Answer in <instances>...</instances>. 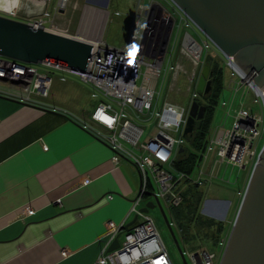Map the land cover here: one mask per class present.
I'll list each match as a JSON object with an SVG mask.
<instances>
[{
  "label": "built area",
  "instance_id": "built-area-1",
  "mask_svg": "<svg viewBox=\"0 0 264 264\" xmlns=\"http://www.w3.org/2000/svg\"><path fill=\"white\" fill-rule=\"evenodd\" d=\"M47 1L44 0L41 9L35 14H27L23 18L17 14L12 16L38 28L53 31L47 25L50 18ZM163 1L171 4L168 0ZM68 2L56 0L55 11L64 10ZM160 6L163 7L159 0L150 1L149 4L139 2L131 18L133 28L128 39L122 45L105 43L104 48L99 49L96 43L85 71L42 64L49 66L48 69L68 72L93 86L97 103L90 114V121L101 127L96 130V135L114 150V165L124 155L132 160L141 174L140 190L130 209L136 221L127 228L124 223L117 225L109 222L107 241L93 264H174L156 220L149 212L141 211L146 203H143L144 197L148 192H155L163 207L174 208L184 202V196L177 188L180 182L189 180L198 186L208 182L202 176L199 165L195 174L189 176L174 169L172 163L184 143L189 109L199 96L197 83L210 42L205 38L198 40L191 32L192 22L173 5L175 14L170 12L165 15ZM182 23L186 28L184 32L180 31ZM193 32L197 34L195 29ZM180 56L184 57L187 66L182 58L179 59ZM225 63L233 71L234 84L247 86L260 98L261 93L252 77L242 72L232 57L226 58ZM38 65L0 56V94L27 103H33L34 94L45 97L51 84L50 70H41ZM181 78L186 82L190 95L187 106L169 100L160 102L157 82L167 79V87L171 88ZM62 79L65 78L62 76ZM228 103L222 104L228 106ZM234 115L230 129L219 130L217 135L208 137L201 154L202 165L211 160L213 154L210 173L217 172V179H222V164L244 169L249 161L252 164L257 161L255 141L264 130V117L248 105L241 106ZM84 128L92 127L84 123ZM151 184L154 190L150 191L148 186L151 187ZM243 192H239L240 200ZM113 197L114 194L106 196L107 200ZM240 200L235 203V213ZM208 202L210 199H204L201 209H206ZM232 206L233 202L229 201L228 208ZM170 222L175 230L176 223ZM227 236L218 240L219 253L202 247L194 253L184 250V254L191 258L193 264H218ZM115 238L118 239V247L108 250Z\"/></svg>",
  "mask_w": 264,
  "mask_h": 264
},
{
  "label": "crops",
  "instance_id": "crops-1",
  "mask_svg": "<svg viewBox=\"0 0 264 264\" xmlns=\"http://www.w3.org/2000/svg\"><path fill=\"white\" fill-rule=\"evenodd\" d=\"M145 1L131 0L115 13L130 16V24L137 4L154 0ZM159 1L175 14L170 3ZM54 7L48 8L47 20L53 31L87 33L82 11L70 18ZM76 83L51 82L45 97L32 95L33 103L0 94V264H93L107 241L109 222L130 226L136 221L130 209L141 174L124 155L113 164L114 150L90 121L97 99L88 90L92 100H83ZM254 98V112L264 117L261 99ZM108 194L114 197L107 200ZM148 196L143 203L152 199Z\"/></svg>",
  "mask_w": 264,
  "mask_h": 264
},
{
  "label": "water",
  "instance_id": "water-1",
  "mask_svg": "<svg viewBox=\"0 0 264 264\" xmlns=\"http://www.w3.org/2000/svg\"><path fill=\"white\" fill-rule=\"evenodd\" d=\"M197 27L205 38L263 89L264 106V0H168ZM107 2V0H106ZM105 2V5H106ZM93 54V44L77 36L66 35L0 13V56L38 65L50 64L85 71ZM213 71L205 62L197 83L198 94L212 88ZM206 107L193 101L184 128L186 137ZM184 147L179 148V153ZM141 208L148 212L157 207L178 249L183 264H188L174 228L155 192ZM128 225L125 226L127 228ZM115 238L108 250L118 247ZM218 264H264V145L246 183L228 232Z\"/></svg>",
  "mask_w": 264,
  "mask_h": 264
},
{
  "label": "rangeland",
  "instance_id": "rangeland-1",
  "mask_svg": "<svg viewBox=\"0 0 264 264\" xmlns=\"http://www.w3.org/2000/svg\"><path fill=\"white\" fill-rule=\"evenodd\" d=\"M145 1V0H144ZM156 1V0H155ZM48 8L52 9L56 5V0H49L46 3H48ZM106 0H69L66 8H65V14H67L70 18H76L80 11L84 13L82 22H81V28L86 30L87 32L84 36L82 34L78 37L85 39L89 42H96L98 43V49L99 47L104 48V44H110V45H122L127 39L128 34L131 32V29L133 28V23H130V16H125V14H122L118 16L115 12L116 9H127L126 6H129L131 3V0H107L106 5L104 6ZM146 3L149 2V0L145 1ZM44 3V0H0V13H5L8 15H16L20 17H26L27 14H35L37 13L41 8L40 6ZM128 4V5H127ZM97 8V9H95ZM164 8V10H163ZM170 8V6H168ZM166 9L164 6L160 9L162 11V14L170 13V11ZM101 9V11L99 10ZM53 10V9H52ZM95 10V11H94ZM98 12V13H97ZM101 12H104L101 14ZM123 13V12H122ZM178 18V17H177ZM178 20V19H177ZM179 21V20H178ZM177 21V22H178ZM54 23H62L61 20H55ZM89 28V31H88ZM185 27L183 26V23L180 26V31L184 32ZM195 29L196 33L193 32ZM190 30V29H189ZM191 31V30H190ZM198 40H205V36L200 32V30L193 25L192 31H191ZM205 38V39H204ZM177 44V43H176ZM206 59H210L211 61L214 60L215 62H218L221 66H224V73L229 72L228 78L224 77L223 85H222V96L219 100L218 106L215 108V112H213V116L211 119V126L209 128L208 137L217 135L219 130L221 131H227L231 127V123L233 122V118L235 117V112L244 105H247V103L252 107V109H256V102L254 98L253 91L249 89L247 86L243 85L242 87H239L234 84V74L233 71L228 66L225 65V58L220 53V51L212 44L210 43V47L207 51ZM182 58V59H181ZM184 57H179V59L184 62V64L187 66V62ZM207 59V60H208ZM38 67L41 70H50V76L52 78L51 82H61L65 83L66 81H75L77 82L74 87L80 88L77 89V91H81V98L86 101H91L92 99L89 98L90 94L89 91L93 92L92 89L93 86L89 85H82L81 81H79L78 77L71 75L68 72H63L61 70H55V69H48L49 66H45L42 64H39ZM52 69V70H51ZM228 70V71H227ZM62 76L66 79L64 81L62 79ZM61 78L63 81H60ZM233 79V80H232ZM68 84V83H66ZM61 88L62 85H61ZM86 90V91H83ZM156 90L159 91V101L163 100H169L175 103H179L182 105L187 106L189 101V92H187V85L186 82L183 81V78L179 80L175 86H171V88L167 87V79L161 82V79L157 82ZM73 91H76L73 89ZM83 100H81L83 102ZM199 100L201 98L199 97ZM229 102L228 106H223L222 103ZM248 105V106H249ZM228 111V115H227ZM230 111V113H229ZM261 116V115H259ZM207 137V138H208ZM264 145V130L260 133V136L255 141V146L257 150V154L260 152ZM184 146L189 148L188 143H184ZM182 147V146H181ZM202 158V155H201ZM213 156H211V160L208 162H204V165L199 163V169L202 170V176L207 179V184L205 185H199L200 192L203 191V200L208 198L210 199V202H208V206H206V209L199 210V213L203 216L207 217L210 215V218H213L216 221H224L226 219V222L224 221L226 226L230 228L231 221H233L235 216V203L238 202L239 199V192L243 191L245 188H243L246 184V182L249 179L251 170L254 166V164L248 162L246 168L239 169V167L232 166V165H225L222 164L220 167V172L222 175V179H217V172L210 173V168L212 167V163L214 160H212ZM200 160V159H199ZM246 181V182H245ZM239 183L243 184L242 186H238ZM245 184V185H244ZM194 184L190 183L189 181H183L180 182L177 188L182 192L184 198L189 195L195 194L198 191V187L192 186ZM153 184H151V187ZM150 187V188H151ZM153 188V187H152ZM148 196L147 198H149ZM202 200V201H203ZM229 201L233 202L234 206L228 208ZM166 209V213L168 212H174L175 210L179 212H185L187 210V206L184 205L169 208L164 206ZM225 209L227 210V213L225 215ZM150 215L156 220L157 227L159 228V231L161 233V236L164 240V242L167 245V248L169 250V253L171 255V259L174 264H183L182 258L180 256V253L178 252L177 247L172 241L170 232L165 225L163 218L161 216V213L157 207L150 209L148 211ZM209 214V215H208ZM203 216V217H204ZM221 219V220H220ZM176 223V222H175ZM177 226V223H176ZM178 228V227H177ZM197 229L199 238L201 240H185L183 234H181V238L177 231H175L179 243L183 249V251H187L190 253L199 252L200 248L205 247L209 251H212L214 253H218V241H214L212 239V235H210V232H208L207 227L201 226L198 224L197 227H195V230ZM176 230V229H175ZM229 231V229L227 230ZM208 233V234H207ZM228 234L227 232L222 234V236L218 237L222 238L224 235ZM211 238V239H210ZM206 240V242H205ZM203 242V244H201ZM216 242V243H215ZM186 260L188 264H193L191 258L186 254Z\"/></svg>",
  "mask_w": 264,
  "mask_h": 264
},
{
  "label": "trees",
  "instance_id": "trees-1",
  "mask_svg": "<svg viewBox=\"0 0 264 264\" xmlns=\"http://www.w3.org/2000/svg\"><path fill=\"white\" fill-rule=\"evenodd\" d=\"M207 59H205V62L210 64L213 71V75L211 77L212 88L210 92H208L207 94H199L197 98V102L199 104H203L206 107L204 116L201 120L195 122L193 131L185 137V142L189 144V148L184 146V150L178 153L177 158L172 163L174 169L181 171L189 176L195 174V169L201 161V154L205 150L213 112H215V108L218 106L223 92L222 85L224 81V68L218 62ZM199 97L201 98V100H199ZM194 185L195 187H198V191L191 196L187 195L184 198V202L181 204L185 207L187 206V210L185 212H179L177 210H175L174 212H168V217L170 221H174L177 223V234L181 237V234H179L181 232L185 240L190 241L194 239H202L199 238L198 234L200 233H198L197 229L195 230V227H197V225L199 224L200 227L206 226L208 232H210V235H212V239L217 242L220 239H218V237H221L222 234L226 232L228 233L229 231L227 230L230 228L227 227L228 225L225 224L224 221H216L213 218L204 215L203 217L199 213L203 200V191L200 192V186H198L197 184ZM201 244H203V242H201Z\"/></svg>",
  "mask_w": 264,
  "mask_h": 264
},
{
  "label": "bare ground",
  "instance_id": "bare-ground-1",
  "mask_svg": "<svg viewBox=\"0 0 264 264\" xmlns=\"http://www.w3.org/2000/svg\"><path fill=\"white\" fill-rule=\"evenodd\" d=\"M11 1H12V0H11ZM104 6H105V5H104ZM95 9H97V8H95ZM99 10L101 11V9H99ZM94 11H95V10H94ZM97 13H98V12H97ZM103 13H104V12H101V14H103ZM92 44H93V46H94V45L96 44V42H94V41H93V43H92ZM262 90H263V89H259V90H258V91H259V93H261V92H262ZM208 215H209V214H208ZM206 216H207V215H206ZM209 216H210V215H209ZM220 220H221V219H220Z\"/></svg>",
  "mask_w": 264,
  "mask_h": 264
},
{
  "label": "snow or ice",
  "instance_id": "snow-or-ice-1",
  "mask_svg": "<svg viewBox=\"0 0 264 264\" xmlns=\"http://www.w3.org/2000/svg\"><path fill=\"white\" fill-rule=\"evenodd\" d=\"M130 54H132V53H130Z\"/></svg>",
  "mask_w": 264,
  "mask_h": 264
},
{
  "label": "flooded vegetation",
  "instance_id": "flooded-vegetation-1",
  "mask_svg": "<svg viewBox=\"0 0 264 264\" xmlns=\"http://www.w3.org/2000/svg\"><path fill=\"white\" fill-rule=\"evenodd\" d=\"M19 17V16H18Z\"/></svg>",
  "mask_w": 264,
  "mask_h": 264
}]
</instances>
